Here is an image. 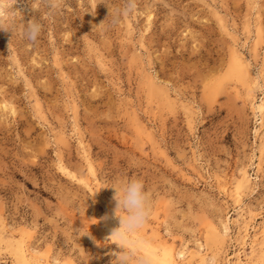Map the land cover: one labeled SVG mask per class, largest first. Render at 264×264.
Returning a JSON list of instances; mask_svg holds the SVG:
<instances>
[{"label":"rangeland","instance_id":"1","mask_svg":"<svg viewBox=\"0 0 264 264\" xmlns=\"http://www.w3.org/2000/svg\"><path fill=\"white\" fill-rule=\"evenodd\" d=\"M125 2L0 0V264H142L104 227L131 179V238L264 264V0H135L111 26Z\"/></svg>","mask_w":264,"mask_h":264},{"label":"clouds","instance_id":"2","mask_svg":"<svg viewBox=\"0 0 264 264\" xmlns=\"http://www.w3.org/2000/svg\"><path fill=\"white\" fill-rule=\"evenodd\" d=\"M8 3L11 4V0H8ZM135 7V0H126L123 7L117 8L114 13L110 9L112 15L110 25H118L123 17H127L134 11ZM3 15L4 10L0 8V19L3 18ZM0 29L8 28L0 24ZM41 33V24L31 22L25 26L22 36L31 44H35L38 42ZM112 187L115 189L114 200L116 201L114 215L120 219V227L112 235H117L121 240L127 241L128 236L140 230L149 219L151 194L145 189L144 183L138 179H131L122 187ZM122 247H125L126 251L118 257L119 264H132L133 259L138 255V249L135 247L128 248L126 245H122ZM142 264H151L150 258H143Z\"/></svg>","mask_w":264,"mask_h":264},{"label":"bare ground","instance_id":"3","mask_svg":"<svg viewBox=\"0 0 264 264\" xmlns=\"http://www.w3.org/2000/svg\"><path fill=\"white\" fill-rule=\"evenodd\" d=\"M236 58V57H235ZM239 58V57H238ZM241 60L238 59V62H240ZM238 63V64H239ZM263 108V107H262ZM227 188V187H226ZM230 194V193H229ZM236 200V199H235ZM241 200V199H240ZM120 220V219H119ZM105 229H106V234L111 236L112 238L118 239L119 241H124L121 240V238L117 235H112L114 233V231L120 227V223L118 221V219L114 216H109L106 218V224H105ZM248 236V235H247ZM142 237V236H141ZM132 241L136 242V245H138V247H141V249L143 251H145L148 254V257L150 256L151 259L155 262H164L165 264H176V259L174 256V253L172 252L171 249H165L161 254H158L154 247H152V245H150L148 242L143 241L140 237L135 236V238H131L130 236H128L127 241H125L128 244H131ZM257 242V241H256ZM136 248V246H135ZM23 253V252H22ZM26 257V256H25ZM27 260H25L24 262H26ZM31 262V261H30ZM35 263V262H33ZM38 264V263H37ZM159 264V263H158Z\"/></svg>","mask_w":264,"mask_h":264}]
</instances>
